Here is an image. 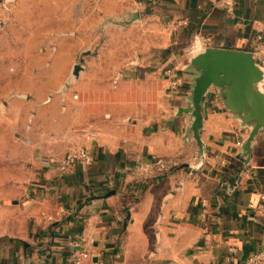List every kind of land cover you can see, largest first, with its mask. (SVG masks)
Here are the masks:
<instances>
[{
    "label": "crops",
    "instance_id": "1",
    "mask_svg": "<svg viewBox=\"0 0 264 264\" xmlns=\"http://www.w3.org/2000/svg\"><path fill=\"white\" fill-rule=\"evenodd\" d=\"M64 1L40 0L61 19L56 27ZM138 2L166 29L165 54L95 93L88 108L59 114L46 140L28 146L37 179L0 208V264H68L70 239L91 242L103 264H245L264 250V216L249 208L264 190V66L256 62L261 77L252 83L260 100L223 79L202 93L198 134L194 114L198 56L209 48L264 54V0ZM206 37L213 42L196 43ZM172 77L180 88L168 89ZM78 147L93 163L61 172L56 161ZM156 158L179 167L142 189L138 173Z\"/></svg>",
    "mask_w": 264,
    "mask_h": 264
},
{
    "label": "rangeland",
    "instance_id": "2",
    "mask_svg": "<svg viewBox=\"0 0 264 264\" xmlns=\"http://www.w3.org/2000/svg\"><path fill=\"white\" fill-rule=\"evenodd\" d=\"M62 5L65 23L56 27L50 4L0 0V208L35 184L28 146L46 140L59 114L88 108L95 93L116 90L123 76L166 52V29L138 0Z\"/></svg>",
    "mask_w": 264,
    "mask_h": 264
},
{
    "label": "built area",
    "instance_id": "3",
    "mask_svg": "<svg viewBox=\"0 0 264 264\" xmlns=\"http://www.w3.org/2000/svg\"><path fill=\"white\" fill-rule=\"evenodd\" d=\"M216 1V0H211ZM142 4V3H141ZM258 41L264 40V35L260 34L257 36ZM213 42L211 37L197 39L196 43L200 46H206ZM255 60L261 66H264V54L260 51L253 53ZM182 82L176 78H170L168 89L180 88ZM237 145H241V141L237 142ZM94 157L92 153L84 147H78L71 149L65 153V155L56 161L58 169L61 172H67L77 164H92ZM180 166L193 167L189 163L181 164ZM178 164L171 160L164 158H156L153 162L145 164L141 171L138 173L140 178H143L145 182L142 185V189L146 187V184L151 181V176H167L172 174L177 168ZM142 189L137 190L133 194V201H138L142 196ZM250 209L256 210L259 214L264 216V190L258 192V202L250 203ZM51 219V218H49ZM71 248L68 264H103L99 260H95V254L91 242L83 243L78 239H70L68 242ZM245 264H264V250L251 254L245 261Z\"/></svg>",
    "mask_w": 264,
    "mask_h": 264
},
{
    "label": "water",
    "instance_id": "4",
    "mask_svg": "<svg viewBox=\"0 0 264 264\" xmlns=\"http://www.w3.org/2000/svg\"><path fill=\"white\" fill-rule=\"evenodd\" d=\"M209 59H211L209 61ZM197 62L202 64L204 74L197 81L194 89L195 105V129L199 133L202 127V118L200 112V100L202 93L212 83H218L223 79L230 81L229 86L234 93H240L246 96H254L260 100L261 95L252 90V83L261 77V69L257 66L255 56L252 52L243 51H220L209 48L207 51L196 58ZM261 105L263 104L260 101ZM131 218V212L128 211L125 225L127 226Z\"/></svg>",
    "mask_w": 264,
    "mask_h": 264
}]
</instances>
